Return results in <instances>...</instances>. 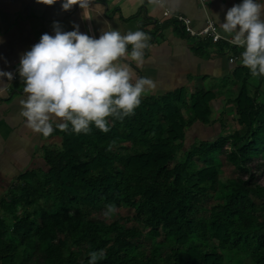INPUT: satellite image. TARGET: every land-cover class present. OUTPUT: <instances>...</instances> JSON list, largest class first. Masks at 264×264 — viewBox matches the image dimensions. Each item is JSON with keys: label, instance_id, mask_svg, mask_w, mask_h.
Segmentation results:
<instances>
[{"label": "trees", "instance_id": "1", "mask_svg": "<svg viewBox=\"0 0 264 264\" xmlns=\"http://www.w3.org/2000/svg\"><path fill=\"white\" fill-rule=\"evenodd\" d=\"M250 76L227 96L235 124L222 114L218 136L191 149L195 126L216 124L212 88L144 96L107 133L61 131L47 170L26 173L10 199L0 264H88L99 249L97 264H264V93H250Z\"/></svg>", "mask_w": 264, "mask_h": 264}, {"label": "crops", "instance_id": "2", "mask_svg": "<svg viewBox=\"0 0 264 264\" xmlns=\"http://www.w3.org/2000/svg\"><path fill=\"white\" fill-rule=\"evenodd\" d=\"M240 2L94 0L90 9L92 18L84 19L79 5L63 10L59 0L54 5L37 3V0H0V39L3 41L0 43V69L13 73L11 80L7 76L3 78L0 86V221L11 214L10 199L19 193L17 189L22 185L25 174L47 170L45 149L61 143L60 129L44 137L27 128L25 118L20 114L21 101L26 98L18 71L21 56L38 43L44 33L54 35V21H59L64 31L74 30L75 22L81 32L97 38L104 30L116 29L127 33L139 28L147 32L152 48L146 50L145 64L137 67L128 61L137 77L147 76L156 81L157 88L146 96H159L179 88L186 89L187 96H191L197 89H206L207 86L214 89L216 84L220 91L211 102L212 119L216 124L207 127L197 125L195 133L198 135L204 129L219 133L222 114L232 120L237 117L232 100H227V96L238 95L248 69L240 63L243 49L229 45L225 39L214 43L204 37L202 43L207 47L198 50L199 38L187 35L176 15L188 17L196 31L203 29L208 21H213L219 30V24L226 20L227 10ZM167 10L171 15L165 14ZM247 82L250 93L259 87L264 93L262 77L250 76Z\"/></svg>", "mask_w": 264, "mask_h": 264}, {"label": "clouds", "instance_id": "3", "mask_svg": "<svg viewBox=\"0 0 264 264\" xmlns=\"http://www.w3.org/2000/svg\"><path fill=\"white\" fill-rule=\"evenodd\" d=\"M57 2L37 0L47 5ZM59 2L63 10L79 5L83 18H92L94 0ZM73 24L74 30L64 31L60 22L54 21V35L44 33L21 56L18 71L26 98L21 101L20 114L27 128L44 137L56 129L87 134L92 126L107 133L110 118L123 121L135 115L143 97L157 88L152 78L137 77L128 62L137 67L145 64L146 50L152 48L147 32L139 28L127 33L104 30L97 38ZM214 39H225L242 48L240 63L252 77H264V0H241L229 8ZM5 76L11 80L13 73L0 69V86ZM117 211L115 204H108L104 216L112 218ZM88 255V264L106 257L103 249Z\"/></svg>", "mask_w": 264, "mask_h": 264}, {"label": "built area", "instance_id": "4", "mask_svg": "<svg viewBox=\"0 0 264 264\" xmlns=\"http://www.w3.org/2000/svg\"><path fill=\"white\" fill-rule=\"evenodd\" d=\"M165 14L167 16L171 15L170 11H166ZM176 20H178V22H181L182 25L184 26L187 35L191 36L192 38H210L214 43H218L220 42L222 39L216 40L214 39L215 33L216 31H218V27L215 25V23L213 21H208L206 26L201 29L200 31H196L192 26H191V20L186 17L183 16L181 14L176 15ZM234 59H232L233 61ZM14 78H17V76H15Z\"/></svg>", "mask_w": 264, "mask_h": 264}, {"label": "rangeland", "instance_id": "5", "mask_svg": "<svg viewBox=\"0 0 264 264\" xmlns=\"http://www.w3.org/2000/svg\"><path fill=\"white\" fill-rule=\"evenodd\" d=\"M210 88L211 87H209V86L206 87V89H210ZM213 88H214V90H215L214 92L216 94L220 91V89L217 87L216 84H215V86H213ZM231 123L235 124V120L233 119ZM207 131L204 129L203 132H201L198 135L196 133H189L187 138H186V148L191 149L193 147L194 142L197 139H199V137L211 139V138H214V137L218 136L217 133H215L214 130L213 131L212 130L211 131L207 130ZM128 213H129V211H126L124 215H127Z\"/></svg>", "mask_w": 264, "mask_h": 264}]
</instances>
